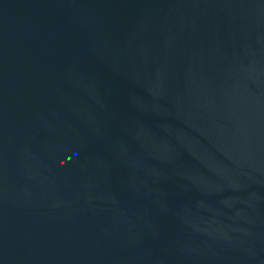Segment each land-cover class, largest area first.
Masks as SVG:
<instances>
[{"label":"water","instance_id":"1","mask_svg":"<svg viewBox=\"0 0 264 264\" xmlns=\"http://www.w3.org/2000/svg\"><path fill=\"white\" fill-rule=\"evenodd\" d=\"M0 264H264V0H0Z\"/></svg>","mask_w":264,"mask_h":264}]
</instances>
